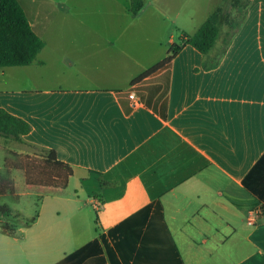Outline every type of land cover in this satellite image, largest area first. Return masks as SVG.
Returning a JSON list of instances; mask_svg holds the SVG:
<instances>
[{
  "label": "crops",
  "instance_id": "0c3cea01",
  "mask_svg": "<svg viewBox=\"0 0 264 264\" xmlns=\"http://www.w3.org/2000/svg\"><path fill=\"white\" fill-rule=\"evenodd\" d=\"M19 2L45 47L31 65L0 70V108L31 125L23 144L55 151L74 175L61 184L13 171L20 200L40 205L20 237L0 228V264H58L74 253L77 264H103L101 235L158 201L184 264H264V0H250L218 67L204 64L216 60L228 26L209 55L184 46L166 93L145 89L163 85L161 73L133 84L163 60L152 59L162 56V38L145 35L142 48L135 34H102L85 19L41 15L39 0ZM223 2L200 12L186 3L170 17L146 0L134 15L130 0L129 12L135 21L152 14L145 28L162 33L175 25L182 39ZM169 44H178L173 34ZM10 151L30 155L19 144Z\"/></svg>",
  "mask_w": 264,
  "mask_h": 264
},
{
  "label": "trees",
  "instance_id": "16d2710c",
  "mask_svg": "<svg viewBox=\"0 0 264 264\" xmlns=\"http://www.w3.org/2000/svg\"><path fill=\"white\" fill-rule=\"evenodd\" d=\"M227 3H230L236 11V16L227 11ZM249 5L250 0H224V3L207 18L195 34H185L180 44L170 47L165 59L136 78L133 84L145 83L147 79L161 73L159 79L164 86L152 85L145 89L155 93L165 89L166 93L170 83L171 63L180 50L186 45H191L202 54L209 55L223 27L228 26L229 31L224 33L222 48L216 60L204 64L205 69L218 67L243 26ZM143 7L144 0H132L131 12L134 15L138 14ZM44 47L45 42L35 33L19 0H0V70L31 65ZM164 117H167L165 112ZM31 130L29 123L0 108L1 137L24 143V137ZM11 155L12 158L5 160L4 171L7 174L18 170L23 171L29 181L67 184L74 175V169L59 161L56 152L52 150L42 149L41 154L34 155L12 152ZM11 189V179L5 180L0 177V196L8 195ZM12 219V211L8 207L0 206V228L10 236H18L22 226H29L35 221L33 219L18 226L11 223ZM134 220H137L136 223H131ZM148 221H150V232L143 237L141 229ZM155 235L161 242L159 246L148 242ZM100 240L106 251V256L101 258L103 264L104 262L107 264H184L164 221L163 207L159 201L151 204L128 222L112 229L108 234H102ZM79 260L77 253H74L58 264H69L68 262L77 264Z\"/></svg>",
  "mask_w": 264,
  "mask_h": 264
},
{
  "label": "rangeland",
  "instance_id": "374dc122",
  "mask_svg": "<svg viewBox=\"0 0 264 264\" xmlns=\"http://www.w3.org/2000/svg\"><path fill=\"white\" fill-rule=\"evenodd\" d=\"M40 2V12L41 15L63 17L68 16L71 18H81L88 20V22H94L95 31L98 30L102 34L106 33H125V34H135L134 42L138 43L142 48L146 46L145 35L149 37H160L162 38L163 47H158L162 56L150 57L153 60L165 59L168 55L171 45L169 44L170 35H174L176 43H181L182 30L177 28L174 25V29L165 30L163 33L161 30H156L154 26L145 28V24H149L153 21L152 14L146 15L143 20L135 21L133 14L129 12L130 0H39ZM176 1V2H175ZM212 0H146L147 7L151 8L153 6L164 11L168 16L172 17L173 10L177 6L183 7L186 3L195 2L197 11H202L208 2ZM224 3V2H223ZM222 3V4H223ZM227 11L233 16H236L237 13L234 11L230 3L226 4ZM172 19V18H171ZM166 20L168 25L172 20ZM133 20L131 28L129 27L130 21ZM140 21V22H139ZM144 21V22H142ZM144 26H143V25ZM166 25V27L168 26ZM229 31V30H228ZM160 41V40H159ZM127 40L122 41L126 43ZM150 43V42H149ZM149 47V46H148ZM152 48V47H151ZM150 48V49H151ZM157 48V49H158ZM222 48V45H221ZM16 75V71H10ZM22 74V72H20ZM14 83V82H13ZM149 98H151L149 96ZM159 100L164 102L163 96H159ZM23 145L27 148L30 155L41 154L42 148L26 145L22 142H16L12 139H6L0 137V153L4 151L3 158H12L11 147L13 145ZM1 162V161H0ZM19 171V170H18ZM23 172V171H22ZM14 172L7 174L5 171L0 169V177L7 179H12ZM21 188H18L17 191H13V187L10 193L6 196H0V206L8 207L12 211L13 219L11 220L12 224L23 225L27 221H32L39 210L40 198L38 197H23L20 200ZM22 212V213H21ZM19 237L21 234L18 235Z\"/></svg>",
  "mask_w": 264,
  "mask_h": 264
},
{
  "label": "built area",
  "instance_id": "2783aa9c",
  "mask_svg": "<svg viewBox=\"0 0 264 264\" xmlns=\"http://www.w3.org/2000/svg\"><path fill=\"white\" fill-rule=\"evenodd\" d=\"M129 99L134 103V106H136V105H138L140 103V99H139V97L137 96V94L135 92H131L129 94ZM249 217L252 218V219L257 217L256 216V212L255 211L251 212L249 214Z\"/></svg>",
  "mask_w": 264,
  "mask_h": 264
}]
</instances>
